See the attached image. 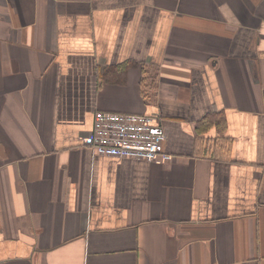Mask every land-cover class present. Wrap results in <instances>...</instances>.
<instances>
[{"label": "crops", "instance_id": "0c3cea01", "mask_svg": "<svg viewBox=\"0 0 264 264\" xmlns=\"http://www.w3.org/2000/svg\"><path fill=\"white\" fill-rule=\"evenodd\" d=\"M96 109L173 158L93 153ZM0 264H264V0H0Z\"/></svg>", "mask_w": 264, "mask_h": 264}, {"label": "built area", "instance_id": "2783aa9c", "mask_svg": "<svg viewBox=\"0 0 264 264\" xmlns=\"http://www.w3.org/2000/svg\"><path fill=\"white\" fill-rule=\"evenodd\" d=\"M167 137L168 129L158 113L96 109L92 133L84 143L99 155L165 163L173 158L161 148Z\"/></svg>", "mask_w": 264, "mask_h": 264}, {"label": "trees", "instance_id": "16d2710c", "mask_svg": "<svg viewBox=\"0 0 264 264\" xmlns=\"http://www.w3.org/2000/svg\"><path fill=\"white\" fill-rule=\"evenodd\" d=\"M219 116H220L219 113H217V114H213V113H212L211 115H209V116H207V117L205 118V120L203 121V123L210 122L209 124H214V123L219 124V121H214V120H216L215 118H218ZM212 120H213V121H212ZM201 124H202V122H200V123H199V126H198V130H199V132H200Z\"/></svg>", "mask_w": 264, "mask_h": 264}]
</instances>
